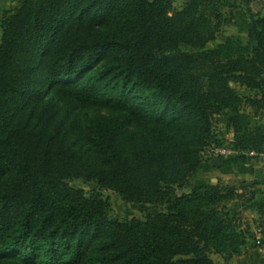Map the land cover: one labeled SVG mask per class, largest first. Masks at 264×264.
I'll use <instances>...</instances> for the list:
<instances>
[{
	"label": "trees",
	"instance_id": "16d2710c",
	"mask_svg": "<svg viewBox=\"0 0 264 264\" xmlns=\"http://www.w3.org/2000/svg\"><path fill=\"white\" fill-rule=\"evenodd\" d=\"M173 2L19 0L3 12L0 264H214L245 246L249 229L228 206L243 186L177 189L215 141L218 114L244 100L264 109V14L252 13L246 41L207 49L234 1ZM230 124L232 148L254 152L241 161L264 154V125ZM71 178L162 210L111 218L109 197Z\"/></svg>",
	"mask_w": 264,
	"mask_h": 264
},
{
	"label": "rangeland",
	"instance_id": "374dc122",
	"mask_svg": "<svg viewBox=\"0 0 264 264\" xmlns=\"http://www.w3.org/2000/svg\"><path fill=\"white\" fill-rule=\"evenodd\" d=\"M184 1L185 0H174V8H180ZM233 1V7L224 8V12L228 17L229 22L222 25L216 34L215 39L209 41L206 44L207 49L215 48L219 43L224 42L228 37H237L242 41H246L248 26L253 19L252 13H256L258 11L261 12L260 9L262 8L259 0ZM17 3L18 0H0V9L3 12L5 10H11L17 5ZM182 49L188 51L193 50L191 47H182ZM231 85L235 87L245 99H248L254 95L259 96V94H257L256 91L252 89L250 90L235 83H231ZM232 117L238 118L242 126L247 128L264 125V109H259L256 106L251 105L248 100H244V103L237 111L234 112L225 110L213 119L212 129L215 141L211 142V144L226 145L233 149L231 146V143L233 142V129L231 128L230 124V119ZM208 147L203 150L204 154L202 153V163L205 164H208L210 161L206 155V150ZM241 154L248 153L239 151L233 152L222 160L221 165L223 166L228 162L236 163L233 171L229 174H224L223 177L229 178V182H236V186H243L244 188L241 189L243 196L240 200L229 201L228 206L231 209L238 210L240 222H242L243 226L249 229L246 244L239 254L232 255L235 257L232 263L264 264V254L259 252L256 247V237L260 236L264 241V185H262L264 184V154L256 156L258 158L253 160V164H243V161L238 158V156ZM243 169H246L248 173L251 174L248 180L245 181L247 183L246 185H242L245 182L240 184L237 182L238 179H234V175H236L237 171ZM218 177V174H212L210 176H206L205 179L201 178L202 180L200 181L214 182L215 178ZM66 182L72 187L82 188L86 194L90 193L91 191H97L102 197H109V216L114 219L122 220V218L131 217L143 218L146 215L162 210V206L158 204L126 202L114 191L106 188H99L96 181H85L83 179L71 178L67 179ZM189 187L190 182L187 183V185H185L183 188L177 189V193L188 191ZM237 256H240V258H237ZM211 257L214 261V264H223L226 260L219 254H212Z\"/></svg>",
	"mask_w": 264,
	"mask_h": 264
},
{
	"label": "crops",
	"instance_id": "0c3cea01",
	"mask_svg": "<svg viewBox=\"0 0 264 264\" xmlns=\"http://www.w3.org/2000/svg\"><path fill=\"white\" fill-rule=\"evenodd\" d=\"M18 2H19V0H18ZM259 2H260V5H261V8L262 9H260L261 12H259V11L258 12L260 14H264V5L262 3L263 0H259ZM2 13H3V11H1V9H0V19H1ZM253 160H255V159H253ZM253 160H250V161H247V162H243V164H245V163H252L253 164ZM235 166H236V163H234V162H228L227 164H224L221 167H213L210 164V161H209L208 164L202 163L200 165V168H198L199 170H197L192 175V177L189 179V181H188V183L190 182L189 189L192 188V187H194V186L200 185V184H204V183H216L218 181L219 182H223V183H227V184H230V185H236V182H229V178L223 177L224 174L226 175V174H229L230 172H232L233 171V168H235ZM237 166H238V164H237ZM238 168H239V166H238ZM212 174H218V176H219L218 178H215L214 182H212V181L211 182H208V181L201 182L200 181V180H202L201 178L205 179L206 176H210ZM256 174H257V172H256ZM250 175L251 174L248 173V171L246 169L238 170L237 173H236V175H234V179L235 180L238 179L237 182H239L241 184L242 182H245L246 180H248V178L250 177ZM199 176H201V177H199ZM243 184L246 185L247 183L245 182ZM262 185H264V184H262ZM263 218H264V216H263ZM237 258H240V256H237ZM234 259H235V257L232 256V257L226 259L223 264H233L232 262H233Z\"/></svg>",
	"mask_w": 264,
	"mask_h": 264
},
{
	"label": "built area",
	"instance_id": "2783aa9c",
	"mask_svg": "<svg viewBox=\"0 0 264 264\" xmlns=\"http://www.w3.org/2000/svg\"><path fill=\"white\" fill-rule=\"evenodd\" d=\"M233 152H236V151L226 145L211 144L206 150V155H207V158L210 160L213 156H219L221 158H226ZM248 154L253 156L254 154L253 150L249 151ZM256 247L259 250V252L264 254V241L261 239L260 236L256 237Z\"/></svg>",
	"mask_w": 264,
	"mask_h": 264
},
{
	"label": "water",
	"instance_id": "95a60500",
	"mask_svg": "<svg viewBox=\"0 0 264 264\" xmlns=\"http://www.w3.org/2000/svg\"><path fill=\"white\" fill-rule=\"evenodd\" d=\"M210 164H211L213 167H221V165H222V159H221V157H219V156H213V157L210 159Z\"/></svg>",
	"mask_w": 264,
	"mask_h": 264
}]
</instances>
